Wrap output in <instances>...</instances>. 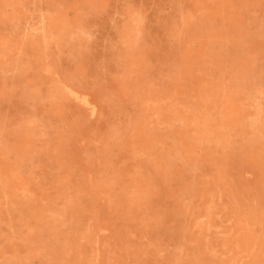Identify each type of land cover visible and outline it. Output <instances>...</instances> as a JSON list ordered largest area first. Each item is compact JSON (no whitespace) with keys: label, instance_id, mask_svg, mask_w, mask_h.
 <instances>
[{"label":"rangeland","instance_id":"1","mask_svg":"<svg viewBox=\"0 0 264 264\" xmlns=\"http://www.w3.org/2000/svg\"><path fill=\"white\" fill-rule=\"evenodd\" d=\"M0 264H264V0H0Z\"/></svg>","mask_w":264,"mask_h":264},{"label":"bare ground","instance_id":"2","mask_svg":"<svg viewBox=\"0 0 264 264\" xmlns=\"http://www.w3.org/2000/svg\"><path fill=\"white\" fill-rule=\"evenodd\" d=\"M144 194V193H143Z\"/></svg>","mask_w":264,"mask_h":264}]
</instances>
